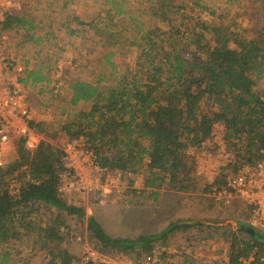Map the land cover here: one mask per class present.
<instances>
[{"label": "trees", "instance_id": "obj_1", "mask_svg": "<svg viewBox=\"0 0 264 264\" xmlns=\"http://www.w3.org/2000/svg\"><path fill=\"white\" fill-rule=\"evenodd\" d=\"M70 1L57 0L56 11L44 0L39 19L42 0H37L33 10L5 14L0 22V32L16 34L13 48L25 51L23 58L31 54L25 83L43 119L29 125L41 138L38 144L29 149L17 140L13 160L0 166V264H11L16 256L11 241L28 238L48 264H76L87 243L104 255L139 263L182 238L186 247L204 239L228 241V264L250 253L264 259V232L245 222L250 213L243 204L228 208L183 184L190 178L186 147L211 141L219 125L218 150L230 153V164L206 186L207 192L226 184L231 164L236 175L261 158L264 0H224L220 5L136 0V6L129 0H102L104 6L88 22L70 13ZM59 10L66 38L53 30ZM218 16H228L230 26L214 24ZM71 41L78 44L67 45ZM71 48L76 50L73 59ZM202 106L206 114L199 116ZM61 134L85 143L103 166L133 176L145 169L140 197L149 193L159 202L162 194L153 189L165 180L162 175L169 179L163 191L176 185L182 190L166 192L158 206L121 218L122 212L111 219L98 215L101 200L96 199L87 216L83 207L59 197V173L66 161L54 143ZM41 204L52 217L44 225L33 219ZM70 217L77 219L75 228ZM114 230L118 238L110 235Z\"/></svg>", "mask_w": 264, "mask_h": 264}, {"label": "built area", "instance_id": "obj_2", "mask_svg": "<svg viewBox=\"0 0 264 264\" xmlns=\"http://www.w3.org/2000/svg\"><path fill=\"white\" fill-rule=\"evenodd\" d=\"M13 3V0H0V22L5 14L19 11L18 4L17 9H12ZM12 33L14 32H0V149L6 144L13 147L17 140H24L26 147L31 149L38 142L33 141L35 133L29 125L40 114L38 107L31 101V88L25 83V66L31 61L27 57L23 58L25 51L13 48L15 40H10ZM9 41L11 45H7ZM31 67L32 65L28 68ZM55 145L63 152L66 161L59 173V197L63 200L69 201L67 197L75 193L76 197L105 201L111 195H119L126 189L136 190L135 194L140 197L144 188L142 183L138 187V181L133 178L135 176L101 165L94 151L82 141L61 134ZM261 154L258 161L227 178L225 185L212 186L210 197L225 205L237 201L242 203L250 213L249 227L263 232L264 150ZM0 158L6 161L5 152L0 151ZM5 163H0V166ZM149 191L150 188H146V192ZM207 257L202 256L201 251L195 248L160 247L145 255L141 262L135 263L123 255H104L87 243L82 245L80 260L76 264H228L227 257L220 259L219 263L215 258ZM237 264H264V259H258L255 253H250L240 258Z\"/></svg>", "mask_w": 264, "mask_h": 264}, {"label": "rangeland", "instance_id": "obj_3", "mask_svg": "<svg viewBox=\"0 0 264 264\" xmlns=\"http://www.w3.org/2000/svg\"><path fill=\"white\" fill-rule=\"evenodd\" d=\"M15 3L12 4V9L15 10L17 9V4L19 6V11H16L15 14H18L20 12H23L25 10H33L35 8V5L37 3V0H13ZM46 1V0H45ZM52 2V9H55L57 11L58 7L56 2L57 0H48ZM133 5H135L136 0H129ZM224 0H211V4L213 5H220L223 3ZM179 2V0L177 1ZM34 3V4H33ZM68 10L70 13L74 14L75 16H78L81 21L83 22H88L90 21L98 12L99 8H102L104 6V3L102 0H74L70 1L68 4ZM136 6V5H135ZM43 8V9H41ZM40 11L36 13L39 19H41V13L42 10L45 8L44 0H42ZM60 8V7H59ZM61 10L59 12L55 13L54 15V23H53V30L58 38H66L67 37V31L66 29L61 25L62 23V16H60ZM195 16H203L207 20H211L209 17H206L205 14H200V13H193ZM229 15V14H228ZM228 16H225L224 18L222 17H217L214 19V24L216 25H221L224 27H229V21L227 20ZM14 38H16V34L12 33L10 40L13 41ZM11 41L7 43V45H11ZM73 44H78V42H68L67 45H72ZM33 50V49H32ZM29 51V52H28ZM27 53H32V51L28 50ZM76 52L74 48H71L70 51H68L70 58L73 59V55ZM31 54H29L28 58L30 57ZM70 59V60H71ZM61 66V65H60ZM32 92V90H31ZM206 107H201L199 110V116H203L206 114ZM37 120H43L40 115L37 117ZM220 126V125H219ZM219 126L217 127V130L215 132L214 137L212 138L211 141H203L201 144L197 147H186L185 150V155H184V166H185V171L189 170L190 173V178L188 181H184L183 184L184 187L186 188H196L195 194H199L203 192L206 194L207 197L210 198V192L206 186L212 182L217 176L218 173L223 172L225 168L228 167L229 163V157L230 153L227 154H222L218 150V144L219 142V136L220 133H218L221 129H219ZM64 135V134H62ZM37 134H35L33 141L34 142H39L41 138L38 136V139H36ZM56 144V142L54 143ZM189 144V142H187ZM0 151L5 152L6 156V161L1 160L0 158V163L7 162V161H12L14 156H13V147L12 145H4V148L0 149ZM13 156V158H12ZM233 159L231 160V162ZM234 164V163H233ZM233 164H231L232 168H229L225 174H227V178L233 176L232 174V169H233ZM192 172V173H191ZM133 177L135 180L138 181V187L144 184L145 179L147 177V173L145 172V169H142L138 174L134 175ZM164 177V181L159 184L158 187H155V191H159L160 194H162L160 201L164 198V194L166 192H180L182 189L179 188V185L176 186H171L169 187L168 190H164V187L167 186L169 183V179L167 176L162 175ZM183 178V175L181 176ZM142 183V184H141ZM151 190V189H150ZM77 194H72L68 196V200L66 201L68 204H71L76 207H83L86 210L87 216L92 215V206L95 203L94 198H85L83 196H77ZM149 193H145L143 197H137V195L134 193V189H126L123 193L119 195H111L108 200L100 202L98 204V215L100 214L102 218H114V214L116 212H122L119 215V218L125 216L128 212H131L133 214V211L136 212L140 208L143 207H151V206H158L160 201L157 203H154L151 198H149ZM167 195V194H166ZM200 195V194H199ZM235 203V202H234ZM234 203L231 205H228V208H232L234 206ZM237 204L242 205V203L237 202ZM41 208L39 209L40 211L36 213V215L33 216V219H36L37 222L40 224H46L52 220L51 214L48 211H45L44 208L45 205L41 204ZM231 206V207H230ZM243 208V205L241 206ZM238 211H240L238 209ZM130 214V215H131ZM77 219L75 217H70L69 218V225L72 228H75V225L77 223ZM237 220H244V218L238 217ZM248 218L245 220V222L248 223ZM119 221V220H118ZM116 224V223H115ZM115 224H111L112 226H115ZM125 226V227H124ZM124 226L121 225V231L124 232L128 228V223L125 224ZM85 227V224H84ZM78 229H83V226L80 225ZM77 229V230H78ZM84 230V229H83ZM79 233V231H77ZM264 232V231H263ZM76 233L77 236H81L80 234ZM110 233V232H109ZM117 231H113L110 233V235H113V237L118 238V234H116ZM120 235H122L120 233ZM182 239H178L176 242L175 240L172 241L175 243L172 247L174 249H184V248H195L201 251L202 256H208L207 258H215L216 260L223 259L227 257L228 255V250H229V243L228 241H213V240H208L204 239L201 240L199 244H196L195 246L192 247H186V245H183L185 242ZM213 241V242H212ZM21 242V241H20ZM19 241L16 242V240H13L10 242V246H12L15 250L12 252L15 256L13 257V261L11 264H48V259L45 257L43 253H41L40 248L37 246L36 242L32 238H28L27 242L22 241L20 243ZM33 249V250H32ZM75 250V246H74Z\"/></svg>", "mask_w": 264, "mask_h": 264}, {"label": "water", "instance_id": "obj_4", "mask_svg": "<svg viewBox=\"0 0 264 264\" xmlns=\"http://www.w3.org/2000/svg\"><path fill=\"white\" fill-rule=\"evenodd\" d=\"M253 232H254V231H253ZM255 234H257V233H255ZM257 235H258V234H257ZM260 237L264 239V235H260Z\"/></svg>", "mask_w": 264, "mask_h": 264}]
</instances>
